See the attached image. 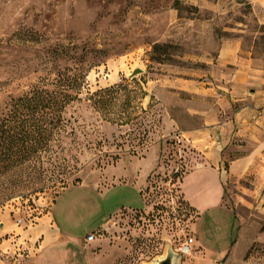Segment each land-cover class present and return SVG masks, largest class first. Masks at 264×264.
<instances>
[{
    "label": "rangeland",
    "instance_id": "rangeland-1",
    "mask_svg": "<svg viewBox=\"0 0 264 264\" xmlns=\"http://www.w3.org/2000/svg\"><path fill=\"white\" fill-rule=\"evenodd\" d=\"M225 39H239L264 70V0H0V112L41 78L87 70L83 100L63 114L57 159L27 188L1 179L0 222L11 230L0 235V264H153L166 253L176 264H264V210L197 221L173 178L187 170L178 140L159 117L199 125L186 112L191 96L158 80L205 79ZM111 86L130 90L129 106L124 91L112 100L115 122L86 101ZM116 216V232L97 234ZM189 238L196 255L182 256Z\"/></svg>",
    "mask_w": 264,
    "mask_h": 264
},
{
    "label": "crops",
    "instance_id": "crops-1",
    "mask_svg": "<svg viewBox=\"0 0 264 264\" xmlns=\"http://www.w3.org/2000/svg\"><path fill=\"white\" fill-rule=\"evenodd\" d=\"M243 50L239 39L222 40L205 79L158 80L160 86L191 96L195 107L186 112L200 119L199 125L185 127L167 110L159 115L163 130L177 138L187 165L179 193L197 221L244 207L264 210V70L253 66ZM227 193L236 197L230 201ZM116 218L104 221L97 234L116 232ZM53 223L66 240L80 243ZM10 230L0 222V235Z\"/></svg>",
    "mask_w": 264,
    "mask_h": 264
},
{
    "label": "trees",
    "instance_id": "trees-1",
    "mask_svg": "<svg viewBox=\"0 0 264 264\" xmlns=\"http://www.w3.org/2000/svg\"><path fill=\"white\" fill-rule=\"evenodd\" d=\"M157 49L155 46L154 50ZM67 71H73V74L70 76L64 70L53 78L39 79L28 91L12 98L0 112V182L5 177L15 176L12 184L27 188L43 175L45 164L57 159L55 149L64 132L63 114L72 103L83 100L82 89L87 74V70L78 74L76 69ZM122 91L127 94L124 106H129L130 90L118 86L88 94L86 101L93 111L103 112L106 121L115 122L107 111L113 98ZM186 171L176 172L173 178H181V182ZM4 197L1 191L0 200Z\"/></svg>",
    "mask_w": 264,
    "mask_h": 264
},
{
    "label": "built area",
    "instance_id": "built-area-1",
    "mask_svg": "<svg viewBox=\"0 0 264 264\" xmlns=\"http://www.w3.org/2000/svg\"><path fill=\"white\" fill-rule=\"evenodd\" d=\"M179 158H182V156L179 154ZM96 237L95 234H90L86 236L85 241L90 242ZM192 239L189 238L186 241L182 242L180 246L177 247L176 251L181 254L182 256H192L196 255V252L193 250Z\"/></svg>",
    "mask_w": 264,
    "mask_h": 264
},
{
    "label": "water",
    "instance_id": "water-1",
    "mask_svg": "<svg viewBox=\"0 0 264 264\" xmlns=\"http://www.w3.org/2000/svg\"><path fill=\"white\" fill-rule=\"evenodd\" d=\"M138 73H141L139 69L133 70L131 77L137 75ZM177 254H171V253H166L165 256L162 258L154 260L153 264H176V256Z\"/></svg>",
    "mask_w": 264,
    "mask_h": 264
},
{
    "label": "bare ground",
    "instance_id": "bare-ground-1",
    "mask_svg": "<svg viewBox=\"0 0 264 264\" xmlns=\"http://www.w3.org/2000/svg\"><path fill=\"white\" fill-rule=\"evenodd\" d=\"M47 225V224H46ZM51 229L49 228L48 231H50Z\"/></svg>",
    "mask_w": 264,
    "mask_h": 264
}]
</instances>
